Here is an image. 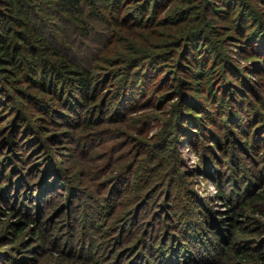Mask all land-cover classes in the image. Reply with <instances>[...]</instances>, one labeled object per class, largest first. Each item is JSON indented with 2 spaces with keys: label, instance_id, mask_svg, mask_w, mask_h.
I'll return each instance as SVG.
<instances>
[{
  "label": "rangeland",
  "instance_id": "1",
  "mask_svg": "<svg viewBox=\"0 0 264 264\" xmlns=\"http://www.w3.org/2000/svg\"><path fill=\"white\" fill-rule=\"evenodd\" d=\"M251 1L264 23V0ZM95 2L87 38L69 25L62 31L72 38L67 45H78L70 54L94 65L101 78L88 105L74 104L82 92L69 88L63 74L51 77L49 89L39 71L1 59L0 264H135L136 252L143 255L139 264H157L163 235H170L167 246L177 245V258L171 250L165 256L190 264L195 255L217 251L234 217L243 227L234 228V242L224 237L230 250L246 243L254 252L246 264L259 251L264 264V61L253 37L238 29L240 4L194 0V17L180 19L183 13L174 11L183 0H156L146 18L143 0H123L127 12L114 19L101 7L110 1ZM197 23L212 31L204 43L220 50L214 56L209 49L201 66L182 35ZM200 67L202 76L193 71ZM144 71L143 94L115 110L121 86ZM191 96L207 105L206 112L183 105L207 115L203 132L196 123L173 126V114ZM236 113L246 119L243 128ZM246 184L251 189L244 193ZM236 208L242 212L232 213Z\"/></svg>",
  "mask_w": 264,
  "mask_h": 264
},
{
  "label": "trees",
  "instance_id": "2",
  "mask_svg": "<svg viewBox=\"0 0 264 264\" xmlns=\"http://www.w3.org/2000/svg\"><path fill=\"white\" fill-rule=\"evenodd\" d=\"M2 1L4 3V9L0 7V62H3L1 61V59L9 61L13 69L19 68L23 63L25 65V68L31 69V71H39L41 73V75H39L40 78L38 79L39 83L49 89H51L53 85V79L51 77L53 75L57 77L60 74H63L64 80H69L66 81L69 88H72L73 90L77 89L78 91L82 92L80 93V95H82L80 97L82 98H78L79 100L75 98L76 100H74V104L78 105L79 103H87L88 105L90 102V90L92 88L94 89L95 86L99 87L98 82L101 78H99L98 81L95 79L94 71L91 69L92 66L94 67V65L86 63L83 58H77L70 54V51H72L71 49H73L74 47H78V45L73 41L72 43L67 45V40H71L72 38H70L69 36L67 38V36H65L62 31L65 32V25H69V27L73 29L74 34H80L84 38H87V36H89V22L87 19H90V14L97 13L98 4H95V0ZM108 1L110 2L101 5V7H103V9L107 14L111 16V18L118 19L121 16H125L128 8L126 3L128 1L125 3H123V0ZM155 1L143 0L144 6H142V8L144 10L143 12L145 13L146 18H151V13L148 14L147 12L149 11V6L154 5L153 3ZM183 1L186 3V5L174 11V13H183L180 19H190L191 17H194L192 16L194 0ZM230 1L231 6H236L237 3L240 4V7L237 9L236 16L238 29L243 32L245 37H253L252 43L255 44V49L262 54V60L264 61V23L262 21V17L260 16L261 10H259L258 6L251 0ZM219 9H222V7H219ZM153 12H155V9L153 10ZM198 26L199 24L197 23L191 28L186 29V32L183 31L184 34L182 35L186 40L189 51L192 53V57L196 56L201 66L200 60L206 55L209 49L214 51V56H216L218 52H220V50L218 49V47L214 46L213 41H211L210 44L204 43L206 33L212 35V31L209 30L210 27L205 29V26L203 29H199L200 27ZM60 33L61 36L59 35ZM14 37L21 39V42H16L14 40ZM29 42L32 44L30 47H28V45L26 44ZM174 44L179 45L180 42H174ZM218 45L219 47H222L220 43ZM34 46H37V49L39 50L35 54L33 53ZM194 52H199V54ZM160 53L161 54L155 52L153 56H150V58L158 57L159 55L163 56L165 55L166 51L162 50L160 51ZM136 64L137 63L134 62L132 67H135L134 65ZM193 71L198 73L199 76H202L205 73V70L202 67L196 68ZM146 74L149 75V73H146L144 71L141 80H137L134 83H130V81H128L121 86L117 102L115 103V110L122 111L127 105L129 108L137 102V100L133 101V99H135L138 95L143 94V82ZM46 78H48L47 83ZM224 86L226 88H229V90L232 89L229 83H224ZM191 103L196 104L201 108L203 112H206L207 105L205 104V102H203V99L191 96L188 99H184V101L179 105V111L173 114V126L175 127V129H177L178 127L185 128V126L188 127V124L190 125L192 123H196L197 131L199 130L203 132V129L205 127V117L207 115L199 116V114L195 115L194 113H190L189 109H183L185 105H191ZM255 112L256 110L254 108L251 114H254ZM120 113L121 112H117L115 114ZM183 113L185 115H182ZM186 113L190 114L189 117H187ZM232 118H234V120L237 121L238 124L242 125V128L244 127L246 119L243 118V116L236 113ZM116 119H120V117ZM222 164H224V161L222 162ZM218 167L217 168L219 176L221 168L220 166ZM257 176L261 178L263 175L262 173H260L257 174ZM220 183L222 184L221 181ZM250 189L246 184L243 192L245 193ZM235 191L240 193V188L237 190L231 188V193H234ZM219 194L225 196V193L223 192H220ZM259 195H261V193L256 192L252 194V197L253 199H258L260 197ZM241 202H243L242 199L238 200L235 205L240 204L241 206ZM234 207L236 206L230 207V210L234 209ZM240 209L236 208V210L232 213L239 214L242 212V208ZM231 215L232 214L228 216ZM237 220L238 218L234 217L233 221H229V224L232 225V227H230L231 234L223 235V233L221 232V235L218 236L220 237L221 241L222 239H224V237L229 238L228 241L230 242L235 241L234 228L243 227L237 222ZM90 221L92 223L93 219H90ZM22 228L23 225L21 224L14 225V235H16L18 231L22 230ZM126 229H124V227L122 228L121 235L118 240H123L124 230ZM169 236L170 235H163L162 239H159L158 241L159 244L156 248V250H158L157 254L163 257L160 260V262L162 261V263L157 262V264H185L184 261L179 263L177 259L165 256L170 250L173 254V248L177 246L176 244L167 246V238ZM226 239H224L225 244L221 243L220 241V244H217V246L213 245L217 247V251L213 253H202L199 255H195L194 258H192V263L190 264H246L249 261L246 258L253 255L254 252L249 247H247L246 243L240 244V246H238L237 249L233 252L230 250V246L232 244L228 243ZM149 241H152V239ZM138 246L140 245H137L136 247ZM233 246L237 245L233 243ZM161 250H163V253L161 252ZM136 253L134 262L135 264H139V256L143 255H141L140 253ZM216 254H221L219 259H215ZM255 254L258 257L253 259V264H258L259 262L263 263L261 251L255 252ZM135 255H133V257H135ZM173 256L177 258V254H173ZM145 262L146 264H151L149 263V261Z\"/></svg>",
  "mask_w": 264,
  "mask_h": 264
}]
</instances>
